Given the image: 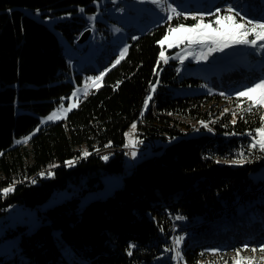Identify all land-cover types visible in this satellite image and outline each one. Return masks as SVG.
Masks as SVG:
<instances>
[{
  "label": "trees",
  "instance_id": "16d2710c",
  "mask_svg": "<svg viewBox=\"0 0 264 264\" xmlns=\"http://www.w3.org/2000/svg\"><path fill=\"white\" fill-rule=\"evenodd\" d=\"M95 1L0 0V190L14 187L6 196L0 194V216L13 204L35 207L69 183H78L83 191L101 188L105 174H122V186L81 208L78 195L61 201L46 208L31 231L18 224L5 236L20 233L19 254L28 264H171L165 234L175 222L190 232L181 247L185 264H232L236 249L264 244V196L260 198V183L251 177L264 164V152L250 150L247 136L231 134H254L260 127L264 110H242L248 107L246 98L238 101L235 94L264 77L258 73L264 69V55L253 47L219 74L192 73V61L175 58L162 66L164 49L158 41L169 26L194 25L191 17L200 16L192 14L196 10L205 11L204 22L209 23L215 19L213 8L235 7L243 0H213L214 7L210 0L178 2L190 13L173 15L171 21L166 14L165 20L141 30L127 26L123 47L128 51L115 67L119 48L111 50L98 70L71 67L73 57L53 28L79 50L73 39L86 27L84 15L95 13ZM219 9L223 14L226 8ZM254 17L264 21V10ZM46 18L54 19L53 28ZM95 26L110 34L106 22L97 19ZM98 71L105 72L98 89L65 119L43 122L85 74ZM156 81L155 102L145 110ZM220 102L228 106L227 113L216 108ZM201 121L210 125L211 134ZM133 123L138 138L154 140L162 151L123 173L121 150L96 151L124 145L125 130ZM25 137H31L27 143H16ZM241 150L248 162L235 168L217 163L219 158L238 159ZM47 167L52 174L41 175ZM237 201L239 206L232 207ZM130 244L136 246L131 256ZM18 256L3 261H17Z\"/></svg>",
  "mask_w": 264,
  "mask_h": 264
},
{
  "label": "rangeland",
  "instance_id": "374dc122",
  "mask_svg": "<svg viewBox=\"0 0 264 264\" xmlns=\"http://www.w3.org/2000/svg\"><path fill=\"white\" fill-rule=\"evenodd\" d=\"M194 2V0H161V6H158L157 4L152 3V0H98L93 2L95 5V13L87 15L86 16V25L87 27H90V32L82 44H77L79 46V50L73 51L72 46H68L66 44V41L64 40L63 36L60 34V32L57 29H54L52 26L53 18H46L44 19V22L48 23L51 28L55 31L57 34V37L59 39V42L64 45H66L70 51V55L74 58L73 64L75 65V68H79L77 64L81 67H86L87 69H98L101 64H106L110 57L111 50L115 48H119L120 50L123 48L126 38V29L128 28L127 25H131V28L134 29H144L150 24H153L155 22L163 21L165 20L166 14L168 15V10L166 5H171L172 7H175L178 12L181 13H190L189 7H183L179 3H186V2ZM218 1V0H216ZM214 2L213 0L209 1V5ZM213 4V3H212ZM242 4V5H240ZM239 5H236L234 8L237 12L240 13L241 16H245L247 19H251L254 21H260L264 22L262 20H259L257 17H254L258 12L264 10V0H243L242 3ZM256 4V9H252V5ZM228 4H223L220 6H216L211 11L214 12L217 8H227ZM214 7V4L211 6ZM197 11V10H196ZM194 11L192 14L197 15H205L207 14L205 11ZM211 12V13H212ZM175 15V14H173ZM35 17L41 18L39 13L34 14ZM91 17H95L94 20L90 19ZM165 18V19H164ZM102 20L106 22L108 30L110 31V34H104L102 31L98 30L94 23H96V20ZM188 27V26H186ZM126 28V29H124ZM115 29H119V31H116ZM210 31V30H209ZM180 35L174 34L170 41H166L163 46V53L164 57L166 54L167 48L169 47V43L176 39V36ZM75 38V37H74ZM249 39H254V36H249ZM258 44H264V41H258ZM65 46V47H66ZM66 47V50H67ZM179 53H177V56L183 57L184 59H188L192 61L194 64H196L193 67H189V70L192 73H201L204 71H215L217 74H219V71L222 69L225 65H231V64H238L240 59L247 53L250 52V50L253 48L250 45H233L229 48L224 49V51H218L221 55L223 62L218 65H210L206 62H204L202 59H200V55H203L205 51H207V47H201L200 45H192L188 46L187 43L180 44L178 47ZM259 48V47H258ZM177 49V50H178ZM262 51V54L264 55V48H259ZM119 50V54H120ZM174 50V49H173ZM175 49V51H177ZM184 52V54L182 53ZM202 53V54H201ZM203 64V65H201ZM260 76H264V69L258 72ZM95 75H88V77H95L98 76L100 73L97 74V72L94 73ZM87 77V78H88ZM86 78V80L83 82V84L75 89H79L78 96L79 99L82 98V96L86 93L87 88L92 87V82L89 81ZM264 78V77H263ZM256 81V80H255ZM254 81V82H255ZM260 80L256 81L255 83H258ZM253 83V84H255ZM252 86V85H251ZM72 97V94L69 98ZM76 99H64L61 101V103L57 106L55 110L61 107V104L66 108L68 107L69 103H76ZM223 103L220 102L217 104V109H228L227 105H222ZM48 116V115H47ZM46 116V117H47ZM45 117V118H46ZM132 126V125H131ZM128 127L125 131V137L126 141L129 142L130 139H136V132L132 133V128ZM137 128V127H136ZM209 128V126L207 127ZM136 131V130H135ZM195 130L194 132H196ZM209 131V130H207ZM194 132H190L194 133ZM211 132V131H209ZM126 134H131L130 136H126ZM140 145V149H145L142 151L136 150V156L133 159L132 167L136 164L138 160H141L142 158L146 156H151L154 154L160 153L162 150L158 151H150L148 148H152L153 150L157 148V143L152 139H143L142 145L140 143L137 144V146ZM160 147V146H159ZM129 163V164H130ZM67 165V164H66ZM229 165L231 167H237L240 164H231L229 162ZM50 167L45 168L41 174L43 173L48 175ZM125 171V170H124ZM253 177L256 179L255 181H262L260 187H258V192L262 193L264 192V179L261 180L260 178L263 177V173L258 171L257 173L252 174ZM122 177L123 175L120 173H112V174H105L102 177L103 180V186L101 188H95V189H87L86 191H83L79 186L78 183H69L67 187L57 189L51 193V195L46 199L45 202L35 206V207H29L24 204H14L10 207H8L4 214L0 216V254L2 257L0 258V264H28L26 262V259L19 254V240H20V233L12 235H6V233L13 229L16 225L21 224L25 225L27 227L28 231H31L34 229L40 222H41V216L42 213L46 208L55 205L57 203H60L61 201H64L66 199H69L71 197H79V208L84 206L86 202H88L91 199L94 198H105L109 194H112L116 188L121 187L122 185ZM262 196H260L261 198ZM239 201L232 204V207H238ZM248 205H245L244 207H247ZM185 219V218H184ZM180 219V220H184ZM178 232L180 235L186 236L183 243L180 246L184 245L185 240L187 237H190V232L187 230L178 229ZM5 236V237H3ZM62 251L64 254H66V250H64V244L61 245ZM14 254H18L17 261H3L6 257H12ZM242 258H249L253 259L255 261V264H264V253H261L260 251H257L256 253L251 252L250 250L243 251V253L240 254ZM237 259V258H235ZM233 261V260H232ZM64 262H62L63 264Z\"/></svg>",
  "mask_w": 264,
  "mask_h": 264
},
{
  "label": "snow or ice",
  "instance_id": "6c2138e0",
  "mask_svg": "<svg viewBox=\"0 0 264 264\" xmlns=\"http://www.w3.org/2000/svg\"><path fill=\"white\" fill-rule=\"evenodd\" d=\"M152 3L157 4L158 6H161V0H152ZM168 10V15L166 17L167 21H171L173 19V14H175L176 17H179L182 15L181 12H178L175 7H172L171 5H166ZM81 11H83L81 9ZM221 10L219 8L216 9L215 13H211L210 15H213L215 17L214 20H212L209 23L204 22V16L200 15L197 17L196 15H193L191 18L196 21V23L192 26L186 27L183 24L177 25L175 27L169 26L167 29L166 35L158 41L161 45H163L166 41H170V38L174 34H180L176 36V39L171 41L169 43V47H178L180 44L187 43V45L190 47L192 45H200L201 47H207L208 51L202 55L201 58L207 59L208 55H211L212 52L216 51H224V49L229 48L233 45H250L252 47H259L264 48V44H258V41H264V22L260 21H254L251 19H247L245 16H241L239 12L236 11V9L229 5L225 10L223 14H220ZM237 17H239V20H237ZM185 19L188 17L185 16ZM90 19L94 20L95 17H91ZM215 25L213 27L212 25ZM116 31H119V29H115ZM210 30V31H209ZM249 36H254V39H249ZM128 51V47L125 46L120 50L119 57L115 60V62L112 64V67H115L117 64L120 63L122 59H124L125 54ZM160 58L165 63H167V59L164 57L163 51L160 53ZM181 62H183V59H181ZM109 69H105V72H107ZM105 72H101L98 76L95 77H88L87 79L92 82L93 87L99 88L100 82L105 75ZM158 83V81H157ZM156 88L155 85L152 86L151 92H155ZM79 89L74 91L72 93L71 98H65V99H72L75 98L76 100L79 99L78 96ZM87 93H85L86 95ZM222 96L224 93H220ZM236 98L239 101L241 97L246 98V101L248 103V107L246 109H242L244 111H247L249 113L253 112L254 110L260 111L264 110V78H262L258 83L253 84L252 86L246 87L242 91L236 92ZM152 100V95L149 94L148 97L145 99L144 102V109L146 110L149 102ZM239 106V105H238ZM74 107H76V103H69L68 107H64L63 104H61V107L57 110H54L51 114H49L46 117V120L43 122H50V121H58L66 118V113L70 112ZM229 110L224 109V113H227ZM143 114V113H142ZM234 117L237 115L236 112L231 113ZM171 115V113H169ZM243 118V117H241ZM201 126L207 128L208 125L201 121ZM232 123H235V120L232 121ZM227 126V125H225ZM132 133H135L136 130V124L133 123L132 126ZM36 131H39L37 129ZM211 131V129H209ZM232 135H235V133H231ZM131 134H126V136H130ZM249 135L253 136V140L249 146V149H255L259 148L261 152H264V115L260 116V127L255 129L254 134L249 133ZM31 137H25L23 140L16 141V143H27L28 140ZM141 141L136 139H130L129 143L125 145V147H131L133 151L131 152V155L133 158L136 156V145L140 143ZM89 153L87 151L83 152V156L87 157ZM238 159L230 161L231 164H241L243 162H248L244 159V151L241 150L238 153ZM103 159L107 160L108 157L104 156ZM220 161H217L219 163ZM228 162V161H226ZM69 166L73 163L72 161L67 162ZM52 173H48V175H51ZM43 175V173L41 174ZM35 181H33L34 183ZM14 191L13 186H9L7 188H4L0 190V194L7 195L8 193ZM175 219L180 220L184 219L182 216H176ZM184 241V236H176L173 239V246L172 248L165 249V251H174L175 255L172 257V259H179L183 260V256L181 255V249L180 246ZM136 246L134 244H130L128 248V255H132V249ZM250 250L253 253H256L257 251H260L261 253H264V244H261L259 248L252 247L249 249V245L245 244L242 248L236 249V255L237 259H234L232 261V264H255V261L253 259L249 258H242L240 256L242 251ZM219 249H209L206 250V252H211L213 254L218 253ZM201 256L205 255V252H202L200 254ZM264 259V257H262ZM227 264V262H225Z\"/></svg>",
  "mask_w": 264,
  "mask_h": 264
},
{
  "label": "bare ground",
  "instance_id": "6f19581e",
  "mask_svg": "<svg viewBox=\"0 0 264 264\" xmlns=\"http://www.w3.org/2000/svg\"><path fill=\"white\" fill-rule=\"evenodd\" d=\"M83 14V13H82ZM84 15V14H83ZM84 17H85V19H86V16L84 15ZM95 24V23H94ZM88 25H86V27L80 32V34H78V35H76L75 36V38L73 39V43H74V45H76L77 47H79L77 44H82V43H84L85 42V40L84 41H82V42H78L77 40H78V38L80 37V35H81V33L85 30V29H87V28H89V29H91L90 27H87ZM127 26H130L131 27V25H127ZM124 29H126V28H124ZM126 32H127V29H126ZM127 34V33H126ZM126 39V38H125ZM172 48H174V50H172V52L171 53H168V52H166V54H165V58L167 59V63H165L163 60H161V58H160V55H159V58H160V60H161V63H162V66H165V65H167L168 64V62L171 60V59H175V53L177 54V53H179V49L177 48V47H172ZM175 49L177 50V51H175ZM69 51V50H68ZM73 51H77V49L76 50H73ZM207 51H208V49H207ZM206 52V51H205ZM216 52H218V51H216ZM183 54H184V52H182ZM202 54V53H201ZM204 54V53H203ZM218 54H219V52H218ZM219 56H220V58L222 59V57H221V55L219 54ZM202 57V55H200V59H202L204 62H206V63H208V64H210V65H218V64H221L222 62H223V59H222V61L221 62H219V63H211V62H209V61H207L206 59H203V58H201ZM176 58L178 59V60H180L181 61V59H183V61H190V60H188V59H184L183 57H180V56H177L176 55ZM72 61H74V58H72L71 59V61H70V65H71V67L72 66H74L75 67V65L73 64V62ZM201 65H203V64H201ZM77 66L80 68L81 66H79L78 64H77ZM99 69V68H98ZM98 69H95V70H98ZM98 73H101V72H97V74ZM88 75H95L94 73H89V74H85L84 76H83V79H82V83L80 84V85H76L75 86V88H74V90H73V92L75 91V89L77 88V87H79V86H81L82 84H83V82L86 80V78L88 77ZM157 81L154 83V85H155V88H156V90H155V92H151L150 94L152 95V100L150 101L151 102V104H154V102H155V94L154 93H156L157 92ZM93 89H95V87H90V88H87V91H86V95L84 94L83 96H82V98L81 99H78L77 101H76V106H77V104L80 102V100H82V99H84V98H86L91 92H92V90ZM72 92V93H73ZM71 93V94H72ZM71 96V95H70ZM69 96V97H70ZM68 97V98H69ZM149 102V103H150ZM75 108V107H74ZM132 124H130L128 127H130ZM209 126V129H210V125H208ZM127 127V128H128ZM208 129V130H209ZM126 131V130H125ZM136 133L138 132V130H137V128H136V131H135ZM211 132H212V129H211ZM211 132H210V134H211ZM235 135H237V136H243V135H245V136H247L250 140H251V142H252V140H253V136L252 135H249V133L248 134H235ZM136 138L139 140V141H141L140 142V144L142 145V143H143V139H141V138H138L137 137V135H136ZM125 139H126V137H125ZM129 142H127V141H125V144L124 145H122V146H119V147H107V148H103V149H101V150H98V151H96L97 153H100V154H107V153H110V152H113V151H116V150H121L123 153H124V156H125V160H124V162H123V173L124 172H127L128 170L126 169L127 168V166L129 165V163L131 162V160H132V155H131V152L133 151V149L131 148V147H125V145L126 144H128ZM147 148H145V149H140V145H136V148H135V151L137 150V151H142L143 152V150H146ZM150 151H158V150H162V148H155L154 150L152 149V148H148ZM232 160H235V159H233V158H231V159H224V158H219L218 159V161H220L218 164H220V165H228L229 167H231L230 165H229V162L230 161H232ZM226 161H228V162H226ZM243 163H241L240 165H242ZM239 165V166H240ZM231 168H235V167H231ZM125 170V171H124ZM258 171H260V172H262L263 173V177H261L260 179L261 180H263L264 179V164L261 166V168L259 169V170H257V171H255L256 173L258 172ZM254 172V173H255ZM253 174V173H252ZM251 174V177L254 179V180H256L254 177H253V175ZM256 182H259V181H256ZM261 182L262 181H260L259 183H260V185H261ZM260 187V186H259ZM257 191H258V189H257ZM260 195L261 196H264V192H262V193H260ZM14 205V204H13ZM10 206H12V205H10ZM9 206V207H10ZM249 208H251V207H249ZM178 229H181V227L177 224V223H175V222H172V224H171V226H170V228H169V230H168V232L165 234V239L167 240V241H169V243L171 244V248H172V246H173V239L175 238V230H177L178 231ZM188 238V237H187ZM175 255V252L174 251H172V253H171V257H170V263L171 264H175V260L174 259H172V257ZM179 263H183V264H185L184 263V261L183 260H179Z\"/></svg>",
  "mask_w": 264,
  "mask_h": 264
},
{
  "label": "water",
  "instance_id": "95a60500",
  "mask_svg": "<svg viewBox=\"0 0 264 264\" xmlns=\"http://www.w3.org/2000/svg\"><path fill=\"white\" fill-rule=\"evenodd\" d=\"M89 32H90V29H89V28L85 29V30L81 33V35H80V37L78 38L77 41H78L79 43L82 42V41H84V40L87 38ZM206 52H207V51H206ZM206 52H204V53H206ZM206 60L209 61V62H211V63H219V62L222 61V59L220 58L218 52H212L211 55H208V56H207V59H206Z\"/></svg>",
  "mask_w": 264,
  "mask_h": 264
},
{
  "label": "built area",
  "instance_id": "2783aa9c",
  "mask_svg": "<svg viewBox=\"0 0 264 264\" xmlns=\"http://www.w3.org/2000/svg\"><path fill=\"white\" fill-rule=\"evenodd\" d=\"M133 157H132V162H133ZM132 167V163H130L128 166H127V170H129L130 168ZM176 236H180V233L177 231V230H175V237ZM186 238V236H184V239ZM175 264H183V263H179V259H175Z\"/></svg>",
  "mask_w": 264,
  "mask_h": 264
}]
</instances>
